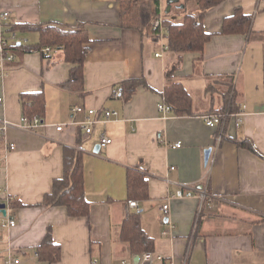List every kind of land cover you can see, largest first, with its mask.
<instances>
[{
    "label": "crops",
    "instance_id": "0c3cea01",
    "mask_svg": "<svg viewBox=\"0 0 264 264\" xmlns=\"http://www.w3.org/2000/svg\"><path fill=\"white\" fill-rule=\"evenodd\" d=\"M144 1L152 13L174 21L182 20L185 6H193L183 0ZM237 7L252 16L250 32L223 34L224 19ZM0 8L10 13L6 23L83 26L91 40L81 90L65 83L74 64L57 49L45 57L39 51L15 53L9 75L0 80V121L14 124L0 133V156L8 142L16 146L0 164V203L7 210L0 211V264H132L136 254L146 252L133 250L121 234L137 212L141 228L154 239L153 261L141 258L139 264H264V0H224L208 10L204 26L212 37L202 59L186 53L176 72L192 95L193 112L172 110L166 116L158 104L174 55L167 50L156 56L159 41L124 26L119 0H0ZM12 33L19 43L41 39L38 31L6 35ZM134 78L145 84L130 98L121 97L122 82ZM40 91L46 103L41 124L22 129L21 95ZM232 98L244 110L240 126L233 117L209 126L204 114L221 110ZM77 105L85 110L75 111ZM88 108L98 114L91 133L80 125L93 119ZM105 109L118 116L103 121ZM103 135L112 142L95 152ZM236 139L249 140L254 150ZM178 142L180 147L170 146ZM67 147L83 152L90 203L84 216L43 204L54 180L64 175ZM134 168L149 180L148 197L135 200L138 208L128 198V171ZM179 189H205L207 196L168 200ZM12 199L19 204L12 207ZM7 216L16 220L14 227L2 226ZM49 232L61 246L57 262L38 255Z\"/></svg>",
    "mask_w": 264,
    "mask_h": 264
},
{
    "label": "trees",
    "instance_id": "16d2710c",
    "mask_svg": "<svg viewBox=\"0 0 264 264\" xmlns=\"http://www.w3.org/2000/svg\"><path fill=\"white\" fill-rule=\"evenodd\" d=\"M119 1L122 3L124 26L138 29L144 37H150L153 41L158 42L159 32L155 27V20L159 15L149 10L147 1ZM183 1L187 6H193L184 7L181 21L164 19L165 24L169 28L167 43L175 61L167 66V84L163 96L166 103L178 115L192 114L193 98L188 89L178 79L176 72L182 67L186 53H198L200 54L198 60L202 59L204 46L212 37V34L205 29L204 17L209 9L224 0ZM251 24L252 16L246 14L242 8L237 7L232 15L224 19L221 32L223 34H247L251 30ZM17 30L38 31L41 39L38 44L14 43L10 46V51L16 54L39 51L45 57L48 54L45 50L47 47L50 50H62L66 61L74 64L70 79L65 83L71 85L73 89H83L84 63L90 51L89 43L91 41L83 26L63 30L54 24L5 23V31L7 33L16 32ZM143 84L145 82L139 78L125 80L122 82V89L119 95L128 99L134 94L138 86ZM230 93L231 91L228 94ZM21 99L23 101L24 115L29 119H33L36 116L41 118L44 116L46 103L43 92L23 93ZM228 100L223 108L216 112L234 114L241 110L235 98ZM237 142L244 148L254 150L247 139L237 140ZM64 158V175L54 180L52 190L44 195L43 204L48 207L65 206L71 216L87 215L90 203L85 197L83 152L80 149L67 147ZM127 186L129 200L146 199L148 197L149 180L147 175L141 170L136 168L129 169ZM18 204L17 200H11L12 207ZM138 214V212L133 213L129 217V220L124 225L121 237L130 243L133 250L151 252L154 249V239L149 237L141 228ZM38 255L42 260L59 261L61 246L53 240L50 232L38 246Z\"/></svg>",
    "mask_w": 264,
    "mask_h": 264
},
{
    "label": "built area",
    "instance_id": "2783aa9c",
    "mask_svg": "<svg viewBox=\"0 0 264 264\" xmlns=\"http://www.w3.org/2000/svg\"><path fill=\"white\" fill-rule=\"evenodd\" d=\"M10 13L7 10L0 8V80L5 79L9 75V69L8 64L10 62H13L16 60V54L9 50L10 46L14 43L19 42L17 36L15 33L10 34L9 36L6 35L7 32L5 31V23L7 19L9 18ZM155 27L158 29L159 32V43H161V51L156 53V56L160 57L163 55L164 51L169 50V44L167 43V34L169 33V28L164 22V18L160 14L158 18L155 20ZM46 51H49L50 48L47 47L45 49ZM118 94V92H116ZM2 102V98H0V103ZM159 109L163 112V114L166 116L167 114L172 112V107L166 103L165 97L162 96L159 104ZM77 112H83L85 108L83 106H75L74 108ZM90 115L93 116V119L87 120L85 122H81L80 125L82 126L83 130L86 133H91L93 129V125L96 122V116L97 110L95 109H87ZM103 114V121H107L112 118H116L118 116L117 110L113 109H105L102 111ZM244 110H240L239 112H236L234 114H229L228 112H210L204 114V119L206 123L211 127H216L222 123V121L226 118L233 117L236 126H240L242 120H243ZM41 124V117L36 116L33 119H29L27 116H23L21 118V124H17L19 127L25 130H34L36 127H38ZM9 120H2L0 121V133L3 135L7 133V130L10 126H13ZM63 125H60L57 127L58 130H62ZM112 142V139L107 136H102L100 139L101 146H106ZM182 144L181 142L175 143L173 145L170 144L172 147H180ZM16 148L14 143L8 142L6 146V154L0 156V164L7 159V154L10 150H14ZM1 192V190H0ZM197 196L201 200L205 199L207 196V193L205 189H198V190H192L189 189L187 191L183 189L177 190L175 193H172L168 196V200L175 197V198H184V197H193ZM9 198L7 197V202L9 203ZM130 205L132 207L138 208V202L135 200H132L130 202ZM170 208L169 202L165 203L162 206V210L164 213H167ZM16 225V220L13 219L11 216H7L6 219L2 222V226L5 228H11ZM165 234L169 233V230L164 232ZM1 253V250H0ZM142 258V261L145 263H150L153 261V254L152 252H146L140 255ZM141 260V259H140ZM14 262H19L18 260H15ZM126 264V262H124Z\"/></svg>",
    "mask_w": 264,
    "mask_h": 264
},
{
    "label": "water",
    "instance_id": "95a60500",
    "mask_svg": "<svg viewBox=\"0 0 264 264\" xmlns=\"http://www.w3.org/2000/svg\"><path fill=\"white\" fill-rule=\"evenodd\" d=\"M173 1V0H172ZM101 148V144H98L95 148V152L99 151ZM211 152H212V148H207L205 150V162L208 163L209 161V158H210V155H211ZM0 211L5 214L7 212L6 210V204L4 203H0ZM140 259H141V256L139 254H136L135 257L133 258V262L132 264H139L140 263Z\"/></svg>",
    "mask_w": 264,
    "mask_h": 264
}]
</instances>
